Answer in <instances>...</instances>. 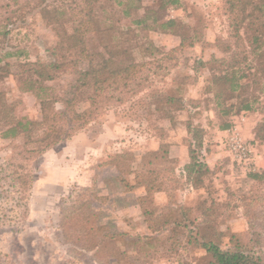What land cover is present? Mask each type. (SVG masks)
I'll use <instances>...</instances> for the list:
<instances>
[{
    "label": "rangeland",
    "instance_id": "obj_1",
    "mask_svg": "<svg viewBox=\"0 0 264 264\" xmlns=\"http://www.w3.org/2000/svg\"><path fill=\"white\" fill-rule=\"evenodd\" d=\"M24 1L0 0V25L11 15L9 11ZM105 1L108 17L112 16L106 23L116 27L114 41L128 50L132 60L147 62L136 81L140 85L132 82L133 91L116 92L109 102L97 98V109L82 125L76 124L66 138L38 155L27 150L40 147L39 143H25L22 136L0 137V264H207L208 256L196 240L189 238L187 224L159 233L148 231L139 203L149 210L157 205L156 199L154 194L152 200L140 199L145 190L136 184L148 183L152 177L167 188L168 202L187 204L185 216L192 224L203 229L213 226L223 233L222 247L243 251L264 264V176L259 180L246 176L256 171V163L253 171H237L225 141L227 133L219 137L211 131L224 122L229 123L227 128L236 124L251 142L245 124L252 122L254 130L264 121V92L254 110L220 115L214 97L206 90L208 70L194 67L196 60L207 61L212 54L223 56L215 46L216 38L229 36L223 0H179L178 5L163 9L157 8L159 0ZM153 13L163 16L160 21L173 19L176 23L171 29H157L149 17ZM16 14L19 12L12 16ZM21 15L6 26L10 31L5 37L0 35V92L8 106L16 105L17 118L34 121L41 117L40 99L64 95L76 72L69 66L53 81L37 83L31 91L20 89L29 77L14 63L53 59L55 44L53 32L38 9L24 15L21 11ZM145 15L149 18L143 23L134 22ZM184 36L193 43L184 42L179 49ZM87 40L90 49L101 47L96 34ZM171 49L176 50L174 56L166 59L164 54ZM16 51L23 52L10 54ZM85 62L78 67L83 68ZM153 90H171L181 98L171 108L172 121L163 118L161 112H151ZM67 95L71 98L69 92ZM54 106L67 109L61 102ZM68 106L82 112L89 104L82 96ZM188 124L203 129V145L216 141L227 153L202 178L206 188L199 193L186 191L190 183L178 176L175 158L169 154L161 157L170 142L181 140L186 147L192 144ZM4 129L0 123V134ZM253 146L256 157L264 153V141L258 139ZM115 163L122 171L129 170L122 175L125 183H121ZM71 215L89 216V221H100L120 233L106 249L124 252L106 258L81 248L83 241L75 240L80 230L71 225Z\"/></svg>",
    "mask_w": 264,
    "mask_h": 264
},
{
    "label": "trees",
    "instance_id": "obj_2",
    "mask_svg": "<svg viewBox=\"0 0 264 264\" xmlns=\"http://www.w3.org/2000/svg\"><path fill=\"white\" fill-rule=\"evenodd\" d=\"M16 1L13 0L14 3ZM111 1L113 2V0ZM105 3V0H26L23 4H16V9L9 11L11 15L4 17V24L0 25V35L5 37L10 31L6 26L14 24L22 18L21 11L24 15L28 11L38 9L46 26L50 27L55 37L53 59L46 62L38 59L34 61L26 59L14 63L20 73L27 74L29 77L20 89L31 91L37 83L53 81L66 72L69 66L76 72V78L68 85L64 95L40 99L41 117L34 121L17 118L15 115L16 105L8 106L3 101V95L0 92V113L2 110L4 111L0 123L5 128L0 134L1 138L22 136L25 143H39L40 147L27 150L31 155H38L66 138L76 124L82 125L92 110L97 109V98L102 97L104 102H109L116 92L133 91L132 82H135V86L140 85V82L136 81L147 62L132 60L128 50L114 41L116 37L113 31L116 27L106 23L112 16L108 17L106 11L108 7ZM115 3L116 5L121 4L119 1H115ZM158 3L157 8L163 9L167 6L178 5L179 0H159ZM222 3L227 13L229 36L216 38L215 46L223 53V56L216 57L212 54L207 61L196 60L194 67L208 70L206 90L212 94L216 101L217 113L228 115L231 110L236 112L254 110L255 103L260 102L261 92H264V0H223ZM5 6L7 5L5 4ZM25 7L28 9L22 10ZM126 10L123 11L126 13ZM18 12L19 14L12 16ZM105 13L103 19L102 16ZM154 13L149 17L152 18L157 29H171L175 25V20L160 21L163 16L154 15ZM109 14L113 15L111 11ZM149 17L145 15L143 19L134 22L140 24ZM95 34L99 37L101 47L90 49L86 41H88V37ZM184 42L191 45L193 40L190 37H182L179 49L182 48ZM175 51L171 49L164 56L166 59H172ZM22 52L16 51L10 54L12 56L20 55ZM81 61H86L83 68L78 67ZM107 91H111V95H106ZM68 92L71 94V98L67 95ZM82 96L86 97L88 108L77 112L74 107L68 106ZM150 97L153 98L151 103L149 102L152 106L151 112H161L163 118L172 121L173 111L171 108L181 102L179 95L173 94L171 90L166 92L153 90ZM233 99L236 101H228ZM58 102L63 105L65 103L67 109L58 110L55 108L54 104ZM67 123L71 124L67 125ZM228 125V122H224L219 125V128L225 129ZM186 128L187 132L191 134L192 144L187 147L189 162L184 165L183 173L180 172L178 176L182 178L185 175V180L193 188L205 189L202 178L212 170L203 160L201 154V149L204 146L201 134L203 129L190 124ZM258 139L264 141V121L257 123L254 127L251 142L254 144ZM167 150L164 148L161 151L162 158L167 156ZM156 155L154 152V156ZM113 166L118 170L121 183H125L122 175L126 170L122 171L116 163ZM126 173H129V170ZM262 175L264 176V171L256 170L248 173L247 177L259 180ZM175 177L174 172L173 179ZM151 179L153 180L148 183L138 181L136 184V186L144 187L145 195L140 197L142 200H152L153 194L156 192L167 191V188L162 187L160 182L157 183L154 177ZM140 199L139 201L142 202ZM139 204L150 232L159 233L166 229L185 227L187 224L190 229L189 238L196 240L199 247L204 250L209 259L207 264H259L258 259L243 251L222 247L223 233L213 230V226L203 229L202 226H197V223L192 224L185 216L188 209L180 202L173 204L168 202L162 206L152 203L149 210L144 208L143 202ZM212 204H214L213 201H211ZM81 208H85V206L82 204ZM158 209L160 211L156 212ZM71 225L80 230L75 240L78 243L83 241V244L80 245L81 248L94 250L95 253L106 258H110L114 253L120 255V252H124L117 248L114 252L107 251L106 246L116 242L120 233L110 227L106 228L100 221L97 222L94 219L89 221V216L71 215ZM71 239L74 240L73 237Z\"/></svg>",
    "mask_w": 264,
    "mask_h": 264
},
{
    "label": "crops",
    "instance_id": "obj_3",
    "mask_svg": "<svg viewBox=\"0 0 264 264\" xmlns=\"http://www.w3.org/2000/svg\"><path fill=\"white\" fill-rule=\"evenodd\" d=\"M245 132L247 133L246 135L248 136V138H253V123L248 121L245 124ZM226 128L225 129H221V128H215L213 130H211L212 132H216L218 133V136L220 137L221 135H225L226 134ZM216 144H214L213 142H211L208 145H204L203 148L201 149V154L203 155V160L207 163V165L209 166V168L212 170L213 168H215V165H217L219 162H221L222 158H224L226 156V151H224L223 149L220 150V145L218 142L215 141ZM218 143V144H217ZM169 152V157L170 158H175L178 163L179 166L177 167V170L179 169L180 172L183 173L184 170V165L187 164L189 162V157H188V150L187 147L182 144L181 140L180 141H174V142H170L169 148H168ZM257 161V168L256 170H262L264 171V153L260 154L259 156L256 157ZM247 176V175H246ZM185 179V175H183V177ZM188 190H192L194 192H203L204 189L203 188H193L191 185L187 184L186 185V191ZM167 193L165 191H159L156 192L154 194V197L156 199L155 204H162L165 205L168 203L167 199H166ZM180 204L187 206V204L185 202H180Z\"/></svg>",
    "mask_w": 264,
    "mask_h": 264
},
{
    "label": "built area",
    "instance_id": "obj_4",
    "mask_svg": "<svg viewBox=\"0 0 264 264\" xmlns=\"http://www.w3.org/2000/svg\"><path fill=\"white\" fill-rule=\"evenodd\" d=\"M226 133L225 141L235 169L240 172L255 170L256 155L253 144L242 136L236 124L228 127Z\"/></svg>",
    "mask_w": 264,
    "mask_h": 264
}]
</instances>
